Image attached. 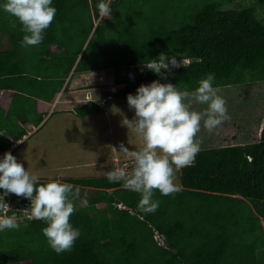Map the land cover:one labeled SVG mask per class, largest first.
<instances>
[{"label": "trees", "instance_id": "trees-1", "mask_svg": "<svg viewBox=\"0 0 264 264\" xmlns=\"http://www.w3.org/2000/svg\"><path fill=\"white\" fill-rule=\"evenodd\" d=\"M104 69L123 87L78 116L159 82L175 95L264 81V0H0V91L50 102L72 72ZM18 126H0L12 137L0 134V155ZM189 159L176 186L152 183L143 158L130 175L0 179L19 197L0 206V264H264V126ZM31 193L41 215L12 209Z\"/></svg>", "mask_w": 264, "mask_h": 264}, {"label": "rangeland", "instance_id": "rangeland-1", "mask_svg": "<svg viewBox=\"0 0 264 264\" xmlns=\"http://www.w3.org/2000/svg\"><path fill=\"white\" fill-rule=\"evenodd\" d=\"M3 41L4 47L8 46L6 37ZM111 85L115 88H94L97 102L122 87ZM165 91V83L159 82L134 100L113 101L105 112L84 118L75 112L65 113L58 104L44 126L36 127L0 157V179L53 181L62 174L75 178L113 175L116 172L111 164L102 167L91 163L112 156L126 159L142 155L153 183L176 186L180 170L176 150L184 153L185 145L184 149L191 152L185 155L190 156L200 149L237 143L232 134H239L240 125L250 134L264 119V81L172 96ZM28 115L34 116L31 108ZM256 129L254 134H259V126Z\"/></svg>", "mask_w": 264, "mask_h": 264}, {"label": "crops", "instance_id": "crops-1", "mask_svg": "<svg viewBox=\"0 0 264 264\" xmlns=\"http://www.w3.org/2000/svg\"><path fill=\"white\" fill-rule=\"evenodd\" d=\"M112 80H113V72L108 69L76 72L74 74L72 72V75L67 79L64 85V89L60 93H58L55 100L50 101V102L39 99L31 93H26V92L17 93L15 90H12V89L2 90L0 91V126L9 124V121H11L12 123L16 125L18 124L19 128L20 126H23L22 128L26 130V133L23 135L22 139H20L19 141L15 143L14 146H17L24 138H26L27 135H30L31 131H34L36 127L40 125L44 126L48 122V120L53 116V114H55V112L53 114H50V113H52L54 110H57L58 104L62 105V109L65 113L68 114L69 112H74L75 108L84 105L89 100L96 101L97 99L93 97L94 88L97 89L98 87L103 86V85H107L110 88L112 86L111 85ZM157 84L158 83L154 85H157ZM154 85H151V86H154ZM88 90H91V91L87 95ZM83 93H84V96H83ZM159 95H162V94H159ZM96 96H98V93ZM169 96H172V95H169ZM30 108L34 112L33 117L28 115ZM24 117L28 118L27 123L25 125L20 123ZM79 117L84 118L86 116H79ZM262 119L259 121V123L255 127L251 129L250 134L244 130L243 126L241 127L240 125L239 127L240 130L238 132L239 134H235V131L232 134L233 140H236L238 142L232 143L229 145L247 144V143H253L257 141L261 136L262 128L264 126V119L263 120ZM258 126H259V134H254L255 130H258L256 129L258 128ZM30 127H33V129L30 130ZM0 134H2L3 137L5 136L7 140H9L7 142H10L12 140L11 135L6 134L5 131L2 130V128H0ZM219 135L223 136V133L220 132ZM224 136H227V138H224L225 141H227L229 138V135L226 134ZM253 137L256 138L255 141L253 140ZM248 138H250L251 140L249 141ZM178 143H180L179 140H177V145ZM225 146H228V145H225ZM184 148H185V145H184ZM184 148L182 147V150L185 151L184 153L190 152L189 151L190 149L186 150ZM179 151H180V148H179ZM180 153L181 152H178V150H176V154L178 155V158H179ZM140 158H143V156L140 155L138 157H132V158H126V159H118L117 157L112 156L109 159H106L103 161H94L91 164L101 165L102 167L106 166V164L108 165L111 164V166L114 167L115 172H116L113 175H118V176L122 174L130 175L133 173L132 172L133 167L129 168L128 165L133 166L134 165L133 160L136 161L137 159H140ZM117 161L118 163H116ZM127 162H131V163L127 164ZM179 166H178V169H180ZM65 168H69V166H65ZM102 169H106V168H102ZM105 176H111V175H105ZM99 177H102V176H99ZM68 178H75V177H69L66 174H62V175L56 176L53 179V181H63L64 182V181H67Z\"/></svg>", "mask_w": 264, "mask_h": 264}, {"label": "built area", "instance_id": "built-area-1", "mask_svg": "<svg viewBox=\"0 0 264 264\" xmlns=\"http://www.w3.org/2000/svg\"><path fill=\"white\" fill-rule=\"evenodd\" d=\"M191 62V59L189 58H185V59H182V60H170V61H167V62H157L155 63L156 66L158 67H164V68H173V69H177L179 68L181 65H185V64H189ZM110 99H114L113 95L112 94H109L108 96H106L103 101H107V100H110ZM189 156L185 155V153H180L179 155V158H178V162H179V165L180 166H184L186 165L188 162H189ZM131 162H127V164H129ZM128 167H139L138 166V162L137 161H134V165L133 166H130L128 165ZM8 199V200H5V199ZM12 201V195H9L7 192H0V206L3 204V211H8L11 206H10V202ZM26 203L28 204L29 207L27 208H22L21 204H15L13 206V210L15 211H23L26 213V215H28L29 217H32L33 216V213L34 214H42V211H39L37 206L39 205V201L38 199L36 198L35 195H32L30 196V198L26 201ZM39 212V213H38ZM0 219H2V216L0 215Z\"/></svg>", "mask_w": 264, "mask_h": 264}, {"label": "clouds", "instance_id": "clouds-1", "mask_svg": "<svg viewBox=\"0 0 264 264\" xmlns=\"http://www.w3.org/2000/svg\"><path fill=\"white\" fill-rule=\"evenodd\" d=\"M118 86H120L121 87V85H118ZM111 87H113V86H111ZM122 87H123V85H122ZM121 87V88H122ZM113 88H115V86L113 87ZM118 91V90H117ZM117 91H115V92H117ZM141 91H139V90H135V91H133V93H132V97L131 98H129V99H126V100H120V101H127V100H134V99H136L137 98V96L139 95V93H140ZM113 93L114 92H109V93H107L106 94V96H108L109 94H112L113 95ZM105 96V97H106ZM104 97V98H105ZM113 97H114V99H115V95H113ZM103 98V99H104ZM114 99H110V100H114ZM90 101V100H89ZM13 145H15V143H13ZM12 147V146H11ZM11 147H10V149H11ZM10 149H8L5 153H7ZM5 153H3V154H1L0 155V157L1 156H3ZM133 161H135V160H133ZM137 161V160H136ZM138 162V161H137ZM0 187H1V185H0ZM11 187L10 186H8V188L6 189V186H5V189H3V190H0V192L2 193V192H7L9 195H12V201L14 200V198H16V199H19V197H18V195L15 193V191L14 190H11L10 189ZM32 195H35L36 196V198L38 199V201H39V205L37 206V208H38V210L39 211H42V212H44L42 209H43V206H42V200H41V198L36 194V193H31L30 195H29V197L27 198V200L30 198V196H32ZM20 202H17V203H15V204H19ZM39 213V212H38ZM40 215V214H39Z\"/></svg>", "mask_w": 264, "mask_h": 264}]
</instances>
